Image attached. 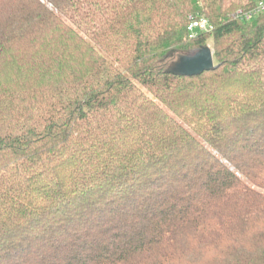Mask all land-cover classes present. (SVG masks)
Instances as JSON below:
<instances>
[{"label": "trees", "instance_id": "obj_1", "mask_svg": "<svg viewBox=\"0 0 264 264\" xmlns=\"http://www.w3.org/2000/svg\"><path fill=\"white\" fill-rule=\"evenodd\" d=\"M258 1L0 0V264H264Z\"/></svg>", "mask_w": 264, "mask_h": 264}, {"label": "water", "instance_id": "obj_2", "mask_svg": "<svg viewBox=\"0 0 264 264\" xmlns=\"http://www.w3.org/2000/svg\"><path fill=\"white\" fill-rule=\"evenodd\" d=\"M173 50L169 52L171 54ZM215 67L213 50L209 45H202L189 49L179 56L177 60L169 63L166 72L175 75H198L205 70Z\"/></svg>", "mask_w": 264, "mask_h": 264}, {"label": "built area", "instance_id": "obj_3", "mask_svg": "<svg viewBox=\"0 0 264 264\" xmlns=\"http://www.w3.org/2000/svg\"><path fill=\"white\" fill-rule=\"evenodd\" d=\"M262 11H264V0H259L251 9H237L235 11V16L242 20H250L253 16ZM213 28V24L205 16L193 13L188 15L186 30L189 38L196 37L202 32L212 31Z\"/></svg>", "mask_w": 264, "mask_h": 264}, {"label": "rangeland", "instance_id": "obj_4", "mask_svg": "<svg viewBox=\"0 0 264 264\" xmlns=\"http://www.w3.org/2000/svg\"><path fill=\"white\" fill-rule=\"evenodd\" d=\"M207 45H209V46L211 47V39H209V40L207 41Z\"/></svg>", "mask_w": 264, "mask_h": 264}]
</instances>
